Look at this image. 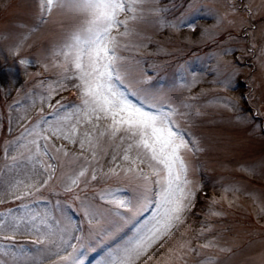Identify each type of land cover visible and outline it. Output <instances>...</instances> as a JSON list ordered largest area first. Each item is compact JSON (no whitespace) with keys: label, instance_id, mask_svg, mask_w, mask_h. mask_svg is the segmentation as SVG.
I'll list each match as a JSON object with an SVG mask.
<instances>
[{"label":"snow or ice","instance_id":"obj_1","mask_svg":"<svg viewBox=\"0 0 264 264\" xmlns=\"http://www.w3.org/2000/svg\"><path fill=\"white\" fill-rule=\"evenodd\" d=\"M0 53L54 73L0 85V264H264V0H32Z\"/></svg>","mask_w":264,"mask_h":264},{"label":"rangeland","instance_id":"obj_2","mask_svg":"<svg viewBox=\"0 0 264 264\" xmlns=\"http://www.w3.org/2000/svg\"><path fill=\"white\" fill-rule=\"evenodd\" d=\"M32 3V0H0V33H3L6 29L11 28L12 24L19 20L25 18V14L29 11V5ZM177 3H179V0H177ZM4 5H7V7H4ZM203 22V21H202ZM168 47L172 46H180L179 41H175L174 44H166ZM154 45L151 46L152 49H154ZM197 50L200 51L201 55H203L204 52L208 51L207 47L200 46ZM190 54H185L184 58H187V56ZM236 55L238 56L239 53L237 52ZM158 59L164 60V59H172L171 57L165 58V57H159ZM203 66V65H199ZM241 67H245V65H241ZM42 73V75H35V73ZM54 73L52 71L44 72L43 69L39 67H31L28 69V75H25V70L22 68L18 63L14 64L12 59L10 57H7L6 54L0 53V85L7 86L10 84L12 80H15L16 87L23 86L25 89L33 88L34 85L38 83L41 79H47L53 77ZM257 82H259V74L257 73ZM213 85L210 84H202L198 85L196 89H194L195 92H199L200 88L209 89L210 91L207 93V97H202V102H205L207 98H211L212 96L216 95L217 93L211 91L213 88ZM241 87H243V76L241 77ZM62 97L66 98L67 100H75V92L74 91H66L62 92L59 95H56L53 99V102H55L56 99H61ZM16 98V92L13 89L11 91V95L8 97L7 101L4 99V93L0 91V166H2V148L3 143L5 139H9L10 137L7 134V104H10L14 99ZM209 112H212L213 109L209 108ZM18 114V113H17ZM259 123V121H257ZM223 129L224 132L229 131H235L230 130L225 126L221 125H211L207 121H205L199 129H194L195 131H199L202 133H210L217 129ZM17 134L16 132L13 133V135ZM251 143H254L259 145V141H252ZM218 175H236L234 172H226L220 169L219 167L216 168L215 171L209 172L205 174V183L207 185L206 192L209 196L212 195V185L214 184V180L208 179V177H215ZM217 194H219L217 192ZM246 203H250L247 202ZM14 206V205H13ZM204 205V198L203 195H201V198L198 203L197 212L199 213L200 209L203 208ZM3 207V206H0ZM243 215L242 212H238L237 216ZM203 219L202 215H197L195 217V220L198 222ZM194 226H198V223Z\"/></svg>","mask_w":264,"mask_h":264},{"label":"trees","instance_id":"obj_3","mask_svg":"<svg viewBox=\"0 0 264 264\" xmlns=\"http://www.w3.org/2000/svg\"><path fill=\"white\" fill-rule=\"evenodd\" d=\"M14 132H15V130H14ZM207 188V187H206ZM206 188H205V190H206Z\"/></svg>","mask_w":264,"mask_h":264}]
</instances>
